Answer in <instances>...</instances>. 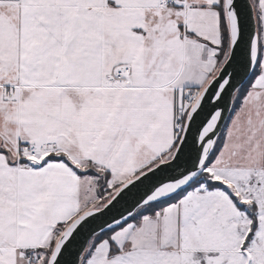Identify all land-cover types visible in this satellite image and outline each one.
<instances>
[{
  "label": "snow or ice",
  "instance_id": "snow-or-ice-1",
  "mask_svg": "<svg viewBox=\"0 0 264 264\" xmlns=\"http://www.w3.org/2000/svg\"><path fill=\"white\" fill-rule=\"evenodd\" d=\"M0 264H264V0H0Z\"/></svg>",
  "mask_w": 264,
  "mask_h": 264
}]
</instances>
